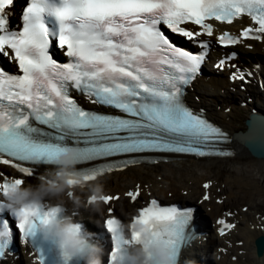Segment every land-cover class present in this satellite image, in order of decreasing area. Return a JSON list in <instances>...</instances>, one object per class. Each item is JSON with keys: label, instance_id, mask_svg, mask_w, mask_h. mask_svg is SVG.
<instances>
[{"label": "snow or ice", "instance_id": "obj_1", "mask_svg": "<svg viewBox=\"0 0 264 264\" xmlns=\"http://www.w3.org/2000/svg\"><path fill=\"white\" fill-rule=\"evenodd\" d=\"M13 5L14 0H0V56L9 58L11 50L22 74H10L0 67V162L14 166L25 178L0 176V193L7 195L12 185L27 184V177L37 172L24 162L50 165L69 144L78 146L81 164L124 157L81 168L93 175L134 165L137 157L131 154L145 150L198 156L233 154L218 147L229 140L228 134L206 119L202 110L194 112L186 106L183 99L184 86L200 71L209 41L199 40L205 51L194 53L173 43L161 25L192 40L201 34L212 35L210 19L232 23L247 14L255 26L244 27L239 35L225 31L219 43L235 45L249 37L264 40V0H27L18 29L10 27ZM45 10L56 16L58 29L43 21ZM187 22L199 30L182 26ZM54 38L60 49L66 48L68 62L53 58L50 46ZM224 63L219 62L220 66ZM244 76L242 71L231 73L232 79ZM70 88L123 114L85 110L69 94ZM250 124L247 142L264 155V119H253ZM140 194L136 187L127 196L136 201ZM112 199V195L104 197L105 202ZM41 207V219L60 211L58 206ZM30 216L10 210L0 200V236L13 232L10 219L15 217L14 226L26 243L34 233ZM151 216L172 221L178 235L179 210L175 206L161 207L152 199L132 221ZM113 218H107L106 225ZM219 223L221 233L234 228L225 219ZM116 250L111 236L106 264H114ZM39 259L36 256L37 262Z\"/></svg>", "mask_w": 264, "mask_h": 264}, {"label": "bare ground", "instance_id": "obj_2", "mask_svg": "<svg viewBox=\"0 0 264 264\" xmlns=\"http://www.w3.org/2000/svg\"><path fill=\"white\" fill-rule=\"evenodd\" d=\"M46 15H50L49 11L46 12ZM56 24L58 26V20H56ZM256 46H260L259 43ZM257 51L260 52V56L257 54L256 58L264 57V52L259 47ZM220 57L217 56L205 68L203 75L197 74L199 78L194 84H188L187 95L188 99H192L193 105L204 104L209 108L210 112L208 111V116L213 117L217 115L225 121L228 118V123L225 122V126L229 127V131L232 134L239 128L242 131L247 128L246 120L247 118H251V113L264 114V68L257 70L263 79V84H260L252 77L249 78L248 82H245L243 79L231 81L225 76V72H228V70H218L210 67ZM241 58L243 60V56ZM262 60L264 61V58ZM238 63L246 69L242 62ZM208 68L209 76L206 75ZM249 72H252L257 79L253 70H249ZM78 95V98L83 95L85 96L81 91L80 93L78 92ZM218 105L223 106V111L217 109ZM226 107L228 109L224 110ZM239 110L244 111L249 116H245V113L242 112V117L237 118ZM235 151V154L231 156L204 158L203 161H198L195 157L187 156L182 160L157 166L137 165L128 168L123 173H115L100 181L104 184V190L108 192L115 190V192L123 193L127 190L128 186H134L135 183L139 182L142 187L147 188L144 189V193L147 190L151 191L152 196L157 194L161 198L170 199L171 197L169 196L179 195L181 190L187 188L189 189L187 194L192 198L201 192V187L197 181L199 176L198 171H196L194 166L199 170L212 173L214 180L218 184H215L211 188V191L215 192L216 196L225 197V194L227 196L223 204L212 202V199L202 202L206 215L202 213L200 223L205 227V230H208V237L202 240V242L198 238L193 246L185 250L181 264H184L185 260L190 261L191 264H264V158H259L260 160H247L246 158H253L255 156L240 155L237 149ZM231 162L235 163H232L228 168L227 164ZM259 173L263 176V179L256 177ZM188 174L191 175L188 176ZM37 182L36 178H27V184H35ZM81 197H83L82 194ZM240 199H250L252 203H250L247 211L239 210L235 212L237 215L234 217L235 219H239V223L235 230L226 236L233 242L239 239H244L245 241L239 246L235 243L229 248L231 253L224 254V252H220L217 249L219 246H225V243H223V238L216 234L214 226L210 223L211 218L221 215L222 210L227 208L225 207L226 203L228 207L235 208V202H238ZM65 201L68 204L67 197H65ZM136 203L130 200V198L126 199L125 196H122L116 202L110 203L109 206L117 208L115 214L126 217L130 213L132 214L131 211ZM106 208V204L104 203L100 205L99 212L92 211L90 208H82L80 210L81 214L77 218L88 219V215L92 213L105 215ZM100 228L101 226H99ZM229 246L231 245L229 244ZM210 247L214 258H209L207 255V252L210 253ZM103 249L105 250V247ZM30 251L26 245L21 244L20 255H13L0 264H35L29 254ZM218 254L221 255L219 259ZM233 254L238 255L237 261L231 259ZM195 257H197L196 260Z\"/></svg>", "mask_w": 264, "mask_h": 264}, {"label": "clouds", "instance_id": "obj_3", "mask_svg": "<svg viewBox=\"0 0 264 264\" xmlns=\"http://www.w3.org/2000/svg\"><path fill=\"white\" fill-rule=\"evenodd\" d=\"M79 163L78 146L69 144L37 177V183L12 185L7 195L0 193V200L10 210L21 215L31 213L34 232H38L43 240L51 241L58 253L55 264H72L73 261L103 264V246L74 217L82 208L99 212L107 194L99 179L102 173L83 172L77 167ZM77 188L87 189L86 203L77 194ZM50 200L55 201L60 211L46 214L41 219V206ZM107 229L117 244L114 264H181L176 246L178 235L172 221L151 216L147 220L124 222L115 217ZM184 264L191 262L185 260Z\"/></svg>", "mask_w": 264, "mask_h": 264}, {"label": "rangeland", "instance_id": "obj_4", "mask_svg": "<svg viewBox=\"0 0 264 264\" xmlns=\"http://www.w3.org/2000/svg\"><path fill=\"white\" fill-rule=\"evenodd\" d=\"M260 50L262 51V52H264V49H263V47L261 46V48H260ZM241 52L243 53L240 57H239V61L240 62H244L243 60H242V56H243V58L244 57H249V56H251L252 58H254L255 60L256 59H258V58H256V56H257V54H259V56H260V52L259 51H257V49H254V50H250V49H245V48H241ZM259 58H264V57H259ZM232 87H233V85H232ZM247 94H252V93H247ZM193 102V101H192ZM209 109V108H208ZM217 109L218 110H221V111H223V106L222 105H218V107H217ZM210 110V109H209ZM242 112L243 113H245L244 111H241V110H239V112H238V115H237V118H240V117H242ZM216 117H218V118H220L219 116H217V115H215ZM245 116H249V115H247L246 113H245ZM222 120V119H221ZM223 121H224V119H223ZM228 121V120H227ZM226 121V122H227ZM228 123V122H227ZM246 158V157H245ZM247 160L248 159H257V160H260L259 158H257V157H253V158H246ZM232 163H235V162H231L230 164H227V166H228V168L230 167V165L232 164ZM244 166H246V165H244ZM233 167V166H232ZM0 168H1V166H0ZM194 168L196 169V171H198V179H197V181H198V185H200V187H201V192H199L198 194H196L194 197H192V198H190V196H189V194H185V192H184V190L185 191H188L189 189H183V190H181L180 192H179V195H174V196H169V197H171L170 199H166V201H169V200H172V199H183L184 201H192V202H196V204H198L197 202H200L199 201V197H200V195H201V193L203 192V189H202V183L200 184V182L202 181V180H208V179H213L214 180V175L212 174V173H209V172H207V171H205V170H199L196 166H194ZM193 174V173H192ZM191 174H188V176H190ZM156 176H162V175H156ZM155 176V177H156ZM257 178H260V179H263V176H261L260 175V173L259 174H257V176H256ZM146 184V183H145ZM129 187V186H128ZM130 187H133L132 185L130 186ZM213 187V186H212ZM112 192H115V190H113ZM149 192H148V190H147V192L146 193H144V191H143V195H144V199L146 200V198L149 196V194H148ZM154 196H159V195H157V194H154ZM225 196H227L226 194H225ZM160 197V196H159ZM211 199H212V202H215V203H217V204H223V203H221V202H218L216 199L218 198V197H221V196H216V195H211ZM126 198V197H125ZM222 198V197H221ZM226 198V197H225ZM127 199V198H126ZM164 199V198H163ZM224 199V198H223ZM225 200V199H224ZM231 202H234V201H231ZM250 203H252V200H250V199H240L238 202H235V204H234V206H235V208H237V209H239V210H241L242 209V206H244V205H248V206H250ZM138 203H136V204H134V208H133V210L131 211L132 213L134 212V209L136 208V205H137ZM243 204V205H242ZM242 205V206H241ZM201 206V209H200V211L202 212H204V213H206V210H205V207L203 206V204L202 205H200ZM225 207H228V205H227V203H226V205H225ZM117 211V210H116ZM131 214V213H130ZM130 214L129 215H127L126 217H128L129 218V216H130ZM213 220V218L211 219V221ZM224 241V240H223ZM197 257H195V259H196ZM219 259V258H218Z\"/></svg>", "mask_w": 264, "mask_h": 264}, {"label": "water", "instance_id": "obj_5", "mask_svg": "<svg viewBox=\"0 0 264 264\" xmlns=\"http://www.w3.org/2000/svg\"><path fill=\"white\" fill-rule=\"evenodd\" d=\"M250 115L251 118H247L246 120V123L248 125L247 128L244 131L239 128L233 133L232 144L235 146L240 155H252L257 158H264V155L261 154L259 148H253L247 142V138L252 133L250 121H252L253 119H264V114L253 112ZM257 136H259V130H257Z\"/></svg>", "mask_w": 264, "mask_h": 264}]
</instances>
